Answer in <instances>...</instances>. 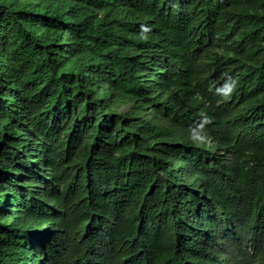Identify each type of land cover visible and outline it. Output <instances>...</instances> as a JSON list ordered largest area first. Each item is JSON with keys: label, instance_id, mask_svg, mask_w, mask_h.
<instances>
[{"label": "trees", "instance_id": "1", "mask_svg": "<svg viewBox=\"0 0 264 264\" xmlns=\"http://www.w3.org/2000/svg\"><path fill=\"white\" fill-rule=\"evenodd\" d=\"M0 264H264V0H0Z\"/></svg>", "mask_w": 264, "mask_h": 264}, {"label": "rangeland", "instance_id": "2", "mask_svg": "<svg viewBox=\"0 0 264 264\" xmlns=\"http://www.w3.org/2000/svg\"><path fill=\"white\" fill-rule=\"evenodd\" d=\"M2 207V204L0 205V208Z\"/></svg>", "mask_w": 264, "mask_h": 264}]
</instances>
